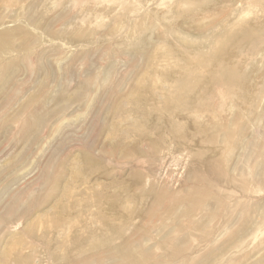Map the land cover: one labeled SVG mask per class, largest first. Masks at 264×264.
<instances>
[{
	"label": "rangeland",
	"instance_id": "obj_1",
	"mask_svg": "<svg viewBox=\"0 0 264 264\" xmlns=\"http://www.w3.org/2000/svg\"><path fill=\"white\" fill-rule=\"evenodd\" d=\"M181 1L188 2L183 5ZM256 1L253 3L248 0L247 2L246 0H208L202 5L199 4L202 0H0V76L6 75L0 77L2 78L0 80V256L8 248L6 243H10L9 237L14 240L15 237L24 235L20 238L27 239V242L23 240L22 243L24 250H27L24 251L22 246L20 250L23 252L22 259H28L25 264H66L63 260L56 259L53 253L60 251V255H63L60 248L63 245V239L60 241L63 237L60 235L64 236L69 229L65 228L66 231L60 229L63 234H59L58 229V231L51 229L52 233L49 229L44 230L43 233L38 231L40 234L37 232V235L41 236L42 233V236L46 237L42 238L28 232L27 222L29 224V220L47 210L53 217L54 214L51 213L55 211L53 205L62 197L64 185L66 187L74 183L72 185L76 187L75 190L77 189L74 191L77 192L74 193L77 200L67 197V202L73 201L72 205L70 201L69 204L66 203V199L64 201L72 210L75 208V212L67 211L68 215L72 214L75 217L76 214L82 213V216L80 214L82 218L77 216L81 219L78 221L80 219L73 217L74 222L77 220L75 223L77 228L73 222L75 229L70 228L72 234L67 231L71 234L69 240L78 239L81 244H85L93 237V233L99 230V234L96 232L99 238L111 237L114 238L113 243L118 241V234L115 231L111 232L116 234L110 232L108 235L105 228L100 229L103 227V222L101 223L97 218L102 212L100 209L102 206L103 212L109 215V218L114 220L116 217L115 220H119V223L124 222L125 226L121 223V228L127 242H131L132 245L137 243L132 247L131 260L126 264H264V182L259 183L253 179L259 168V172L264 170L260 166L264 165V96L261 97L264 95L262 88L264 35L260 36L262 40L254 44L255 46L243 42L240 49L236 47L232 50L239 54V58L242 53L243 56L246 55L241 57L245 65H249L250 59L253 62L249 67L245 66L248 75L245 88L251 90V98L255 99L254 105L238 97L227 99L223 107L215 106L219 109L217 110L219 113L217 111L215 113L214 108V111L211 109L209 112L208 103L206 104L208 108L204 104L202 108L201 105L188 103L191 108L187 104L188 108L185 106L177 110L176 105H173L170 110H164L158 108L160 97L152 95L150 82L139 84L148 69L151 73L160 70L169 76L185 73L183 71L186 70L182 71L180 68H183V57L188 53L180 52V39L174 36L178 27L195 36L208 32L214 22L228 16L236 18L243 8L250 9L252 6L253 14H257H254L256 24L264 27V2ZM226 5L230 7L227 8ZM255 7L258 9L255 11L258 12L254 11ZM259 7H262V10ZM166 21L169 23H165ZM170 27L175 30L170 31ZM164 43L167 45L165 48ZM129 44L134 48L128 46ZM160 48L169 53H164L162 49L160 51ZM150 54L156 55V58ZM164 54L171 55V57L167 55V59L172 60L173 67L172 65L170 67L172 62L168 63V60L165 64ZM190 54L193 56L192 53H189V56ZM177 56L181 67L179 62L177 63ZM158 61L163 66L162 69ZM156 64L159 68L155 67ZM175 65L180 68H175ZM160 81L159 79L155 83L160 86L157 85V88L155 85L158 92L163 89L162 84L163 87L168 86V82ZM138 85L141 89H138ZM240 92L242 90L238 93ZM199 93L202 91L196 89L192 95L197 96ZM132 94L137 97L134 101L131 100L133 104H129L131 102L126 100ZM257 97H261L262 100H259L263 105ZM220 99L217 95L218 103L221 102ZM151 101L154 104H151L153 108L150 107L149 110L148 105ZM118 106L124 108L123 114H132L139 123V129L130 130L122 137L112 136L109 133L111 125L120 120L117 119L120 113L117 109L122 108L119 109ZM139 108H142L145 114L147 112L149 114L146 116ZM251 111L254 115L250 118ZM122 113L120 115L125 119L126 116ZM171 113L176 115V129L175 127L171 129L168 123V116ZM246 116L251 120L249 121L248 118L246 120ZM124 119H121L123 122L120 123L127 129L128 124ZM226 122L229 135H226L225 129L220 127ZM245 123L247 128L242 131V125ZM144 128L150 130L152 134L155 133L152 135L153 140H156L158 131L161 130L164 142L158 151L153 152L150 147L151 142L146 139L147 137L142 136L141 130ZM153 128L156 130L154 131ZM136 131L141 137L136 135ZM213 136L216 142L210 143L209 140ZM182 143L189 144L185 149L187 154L182 145L177 146ZM135 147L140 150L134 151ZM168 148L171 150L169 151ZM235 148L238 150L236 151ZM187 155L190 157L187 158ZM186 158L189 160L187 161ZM225 159L228 160V164ZM205 160L211 163V169H208ZM135 172L140 175L138 180L133 177ZM117 181L123 184L119 185ZM105 182L118 184L107 188L108 191L105 189V193L120 194L122 199L113 203L112 199H108L111 197L106 196L103 201L100 200L101 206L97 205L98 202L95 203V207H98L94 209L92 203L95 201H90L93 198L89 199L88 196L87 203V194H84V191L87 192L91 185L104 189L102 184H106ZM205 190L207 193L204 192ZM84 200L86 205L91 202L93 210L90 205L86 208L85 204H82ZM202 200L206 204L203 205ZM75 203H79V207L83 205L85 208L82 210V206L81 210L84 212L79 211L80 208L78 209ZM87 209L90 210L88 216H86L88 213H85ZM98 209L101 212H97ZM121 218L124 220L122 221ZM89 224L92 225L90 229L94 230L93 233L92 230L84 229L87 228L86 225L89 228ZM43 227L44 224L39 229ZM69 234H66L67 237L64 236L67 241ZM80 234H83L82 237ZM66 240L63 241L64 244ZM27 243L28 246H25ZM71 243L69 248L75 250L77 246ZM34 248L39 254L37 252L34 254ZM52 250L55 252L51 253ZM87 256L86 253L76 252L73 258L81 264ZM108 257L112 258L111 255ZM10 264L20 263L12 258Z\"/></svg>",
	"mask_w": 264,
	"mask_h": 264
},
{
	"label": "bare ground",
	"instance_id": "obj_2",
	"mask_svg": "<svg viewBox=\"0 0 264 264\" xmlns=\"http://www.w3.org/2000/svg\"><path fill=\"white\" fill-rule=\"evenodd\" d=\"M81 1V0H80ZM208 0H202V2H200L199 4H205V2H207ZM259 2L260 1H263L264 2V0H258ZM188 2V1H187ZM186 1L184 2H182L181 1V3H183V5H185L186 3H187ZM246 2H247V0H246ZM248 2H253V3H256L257 1L256 0H248ZM196 4V3H195ZM199 4H197V6L199 5ZM249 4V3H248ZM261 4V3H260ZM259 4V5H260ZM263 4V3H262ZM261 4V5H262ZM193 5V4H192ZM201 5V6H202ZM225 5V4H224ZM257 5V4H256ZM189 6V5H188ZM196 6V7H197ZM227 6V5H226ZM241 6V5H240ZM228 7H230V6H227V8ZM245 7V6H244ZM246 7H247V5H246ZM249 7V6H248ZM258 7V6H257ZM257 7H255L254 8V11H255V9H257ZM143 8V7H142ZM183 8V7H182ZM184 8H186V7H184ZM193 8V7H192ZM233 8V7H232ZM231 8V10H232V12H233V9ZM252 8H253V6H252ZM252 8H250V9H246V8H243V10H241L242 12L240 13V15L238 14V16L236 17V18H232V16L230 15V13H232V12H230L229 13V15L231 16V18L228 16V17H225L224 19H222V20H220V21H217V22H214L213 23V26H212V28H210L209 29V31L208 32H205V33H200V34H198V35H195V36H193V35H191V34H188L187 32H185V31H183L182 29H180V27H178V29L177 30H175L174 28V30H175V34H174V36L176 35L179 39H180V45H179V49H180V52H182L183 54H186V53H188L186 56H184L183 57V62L182 63H184V65H182L183 66V68L180 66V60L178 61V56H177V63L179 62V66L181 67H177L176 65L174 66L175 68H180L182 71L183 70H186V71H183V72H185L184 74H180V75H178L177 76V74L175 73V72H173V74L175 73V75L176 76H169V75H167V73L166 72H162V71H160V70H157L155 73H151V72H149L148 70V68H150V66L147 68L148 70H147V73L145 74V75H143L144 77L140 80V82H139V84H144V83H146V82H150L149 83V87H150V90H151V92H152V95L153 96H155L156 95V97L158 96V97H160V99L158 100V102L160 101V103H158L159 105H157L158 106V108H161V109H166V110H170L169 108L170 107H172L173 105H176V108H177V110H178V108H180V109H182V108H185V106L188 104V103H192V105H201L202 106V108H203V104H204V106H206V104L208 105V107L210 106V108H209V112H210V110L211 111H214L215 110V113H216V111L217 110H219V109H216V108H219L220 106L221 107H223L222 105H223V103L225 102V101H227V99H236V98H238V97H242V99L243 100H245V101H249L250 102V104H252V105H254L255 104V99H252L251 98V96H252V94H251V90L249 89V88H245V81H246V79H247V72H246V69L247 68H245V66H247V65H245V62L241 59V57L243 56V48H241L243 51L241 52L242 53V56H240V58H239V54H237V53H234L232 50L234 49V48H238V49H240V45L243 43V42H247V43H249V45L250 46H255L256 45V43H258V42H260L261 40H262V37H261V40H260V36H262V35H264V27L263 26H260V25H257L256 24V22H255V20H256V17H255V15L254 14H256V13H254L253 14V9ZM259 8H261V10H262V7H259ZM198 9V8H197ZM200 9H202V8H200ZM237 9H238V7H237ZM242 9V8H241ZM252 9V10H251ZM143 10H144V8H143ZM142 10V11H143ZM147 10V9H146ZM178 10V9H177ZM180 10V9H179ZM182 10V9H181ZM205 10V9H204ZM228 10V9H227ZM235 10H236V8H235ZM235 10H234V12H235ZM258 10V9H257ZM137 11V10H136ZM138 11H140L139 10V7H138ZM137 11V12H138ZM149 11V10H148ZM225 11V10H224ZM223 11V12H224ZM238 11V10H237ZM264 11V10H263ZM158 12V11H157ZM179 12V11H178ZM177 12V13H178ZM183 12V11H182ZM239 12V11H238ZM237 12V13H238ZM255 12H258V11H255ZM142 13V12H141ZM144 13V12H143ZM146 13H148V12H146ZM184 13V12H183ZM182 13V14H183ZM195 13V12H194ZM216 13H218V12H216ZM236 13V12H235ZM260 13H262V11L260 12ZM159 14V13H158ZM179 15L181 14V13H178ZM226 14H228V12L226 13ZM143 15V14H142ZM144 15H145V13H144ZM223 15V14H222ZM257 15V14H256ZM264 15V14H263ZM156 16V15H155ZM207 16V15H206ZM136 17H137V15H136ZM135 17V18H136ZM146 17H148V16H146ZM145 17V18H146ZM233 17H234V15H233ZM130 18V17H129ZM134 18V19H135ZM140 18V17H139ZM259 20H260V17H259ZM142 21V20H141ZM261 21V20H260ZM263 21V20H262ZM129 22V21H128ZM137 22V21H136ZM143 22V21H142ZM141 22V23H142ZM145 22V21H144ZM165 23H169V21L167 22H165ZM171 23V22H170ZM153 24V23H152ZM176 24V23H175ZM185 24V23H184ZM171 24H169V26H170ZM137 27V26H136ZM145 27V26H144ZM153 27V26H152ZM155 27V26H154ZM174 27H176V26H174ZM138 28V27H137ZM137 30H139V29H136V31ZM169 30L170 31H174V30H172L171 29V27L169 28ZM132 31H134V30H132ZM135 32V31H134ZM133 32V33H134ZM168 33H172V32H168ZM135 35V33L133 34V36ZM140 35V34H139ZM132 36V37H133ZM173 36V35H172ZM130 37V36H129ZM172 38V37H171ZM177 38V39H178ZM133 39V38H132ZM151 39V38H150ZM263 40H264V38H263ZM151 42V41H150ZM161 42H163V41H161ZM177 42H179V41H177ZM263 42V44H264V41H262ZM166 43V42H165ZM164 43V48H165V46H167L166 44ZM246 43V44H247ZM150 44V43H149ZM158 44V43H157ZM176 44V43H175ZM255 44V45H254ZM163 45V44H162ZM128 46H133V45H131V44H129ZM151 46V45H150ZM159 46V45H158ZM158 46L156 47V48H158ZM245 46V45H244ZM247 46V45H246ZM263 46V45H262ZM162 47V46H161ZM132 48H134V46L132 47ZM253 48V47H252ZM130 49V48H129ZM162 48H160V51H162V50H164V49H162ZM245 49V48H244ZM248 50H249V47L247 48ZM251 49V48H250ZM258 49V48H257ZM264 49V48H263ZM128 50V49H127ZM156 50H159V49H156ZM254 50H256V49H254ZM165 51V50H164ZM163 51V52H164ZM263 51V50H262ZM153 52H155L154 50H153ZM152 52V53H153ZM244 52H246V51H244ZM250 52V51H249ZM257 52H258V50H257ZM164 53H169V52H164ZM189 53H192L193 54V56L191 55V56H189ZM234 53V54H233ZM263 53H264V51H263ZM155 54H156V52H155ZM154 54V55H155ZM161 54H162V52H161ZM171 54V53H170ZM245 54H247V53H245ZM249 54V53H248ZM258 54V53H257ZM150 55H152L153 56V54H150ZM165 56H166V59H165V64H167L166 63V60H168L167 58L168 57H171V55H169V54H167L168 55V57H167V55L166 54H164ZM260 55V54H259ZM151 56V58H153V57H155V56H153L152 57ZM245 57H246V55H244ZM243 56V57H244ZM255 56H256V54H255ZM254 56V57H255ZM258 56V55H257ZM260 56H262V55H260ZM159 57V56H158ZM161 57H163V56H161ZM173 57H175V54H174V56ZM264 57V56H263ZM156 58V57H155ZM154 58V59H155ZM248 58V57H247ZM251 58L253 59V57H252V55H251ZM172 59V58H171ZM250 59V58H249ZM262 59H264V58H262ZM158 60V59H157ZM163 60H164V57H163ZM255 60H256V58H255ZM153 61V60H152ZM160 61V60H159ZM157 62L158 64H159V66L161 65V63L160 62ZM161 62H162V58H161ZM170 62H172V60L170 61V58H169V60H168V63H170ZM249 62V61H248ZM250 62H251V59H250ZM248 63L249 65L250 64H252L253 62H251V63ZM154 63V62H153ZM176 63V62H175ZM255 63V62H254ZM164 64V63H163ZM173 64V62L172 63H170V67H171V65ZM255 64H257V63H255ZM260 64H262V63H260ZM178 65V64H177ZM249 65L247 66V67H249ZM263 65H264V63H263ZM263 65H261V66H263ZM157 66V64L155 65V67ZM162 66V65H161ZM160 66V67H161ZM168 66V68H169V65H167ZM251 66V65H250ZM260 66V67H261ZM152 67V66H151ZM158 67V66H157ZM166 67V66H165ZM172 67H173V65H172ZM159 68V67H158ZM163 68V66L161 67V69ZM185 68V69H184ZM253 68V67H252ZM12 69V68H11ZM165 69V68H164ZM167 69V68H166ZM168 70H170V68L168 69ZM167 70V71H168ZM174 70V69H173ZM181 70H179V71H181ZM178 71V72H179ZM5 72V70H3V73ZM177 72V71H176ZM144 74V73H143ZM179 74V73H178ZM251 76H252V74H251ZM0 77H6V75H1ZM2 78H0V80H1ZM164 80V82H168L167 83V85L168 86H165V87H163V84H162V90L161 91H157L156 90V87H157V85L158 84H155L156 83V81L157 80ZM7 80V79H6ZM5 81V80H4ZM160 81V82H161ZM155 85H156V87H155ZM141 86V85H140ZM143 86V85H142ZM259 86V85H258ZM263 85H260V87H262ZM144 88L146 87V85L145 86H143ZM158 87H160L159 85H158ZM157 87V88H158ZM263 89H264V86L262 87ZM261 88V89H262ZM137 89V88H136ZM138 89H141V88H139V85H138ZM196 89H200L201 91H202V93H199L197 96H194V95H192L195 91H196ZM244 89H246V90H244ZM260 89V90H261ZM213 90H215V92H217V93H215ZM242 90V92H240V93H238L239 91H241ZM138 91V90H137ZM264 91V90H263ZM262 91V92H263ZM132 92H133V94H135L134 93V90H132ZM139 92V91H138ZM160 92H161V94H160ZM137 93V92H136ZM140 93V92H139ZM138 93V94H139ZM256 93V92H255ZM130 95V98L129 97H127V98H129V99H127L126 101H129V102H131V100L133 99V101H134V98L136 99V97L137 96H135V95ZM137 94V95H138ZM159 94V95H158ZM257 94V93H256ZM260 94V93H259ZM140 95H142L143 96V94H140ZM145 95V94H144ZM147 95V94H146ZM217 95H219V97L221 98L220 100H221V104L220 103H218L217 102V100L219 99H217L216 100V96ZM241 95V96H240ZM262 96H264V95H261V97ZM146 97V96H145ZM148 97V96H147ZM259 97V96H258ZM257 97V98H258ZM261 97L260 98H258V100L259 99H261ZM138 98L140 99V97H139V95H138ZM142 98V97H141ZM152 98V97H151ZM162 98V99H161ZM256 98V99H257ZM263 98V97H262ZM146 99V98H145ZM262 100V99H261ZM261 100H259L260 102H261ZM123 101V100H122ZM258 101V102H259ZM136 102V101H135ZM134 102V103H135ZM257 102V101H256ZM218 103V104H217ZM123 104V103H122ZM129 104H133L132 102L131 103H129ZM151 104H154V102L152 103V101L150 102V105H148L149 106V110L151 109V108H153L152 107V105ZM257 104V103H256ZM260 104H262V102L260 103ZM137 105V104H136ZM140 105V104H139ZM226 105H227V103H226ZM230 105V104H229ZM263 105V104H262ZM138 106V105H137ZM145 106V105H144ZM144 106H142V108L144 107ZM153 106H155V105H153ZM188 106H189V104H188ZM188 106H186V108H188ZM215 106H216V108H215ZM225 106V105H224ZM249 106V105H248ZM257 106H259V105H257ZM261 106V105H260ZM120 107L121 106H118V108L120 109ZM122 107H123V105H122ZM121 107V108H122ZM131 107H132V105H131ZM138 107H141V106H138ZM151 107V108H150ZM207 107V106H206ZM207 107V108H208ZM226 107V106H225ZM228 107H230V106H228ZM232 107V106H231ZM256 107V106H255ZM142 108H139V110H141ZM146 108V107H145ZM148 108V107H147ZM155 108H156V106H155ZM189 108H191V106H189ZM201 108V107H200ZM213 108H214V110H213ZM233 108H234V106H233ZM257 108V107H256ZM131 109V108H130ZM129 109V110H130ZM223 109V108H222ZM222 109H220V110H222ZM228 109V108H227ZM231 110H232V108H230ZM252 109V108H251ZM258 109V108H257ZM256 109V110H257ZM124 110V108H122V109H120V110H118L117 109V111L118 112H120V113H118V116L119 117H121V118H117V119H120V120H117L116 118V120L117 121H115L113 124L112 123H110V124H112L111 125V127H110V134L112 135V136H118V137H122L123 135H126L130 130H133V129H136V128H138L139 127V123L137 122V120L134 118V117H132V114L131 115H125V114H123L122 113V111ZM126 110V109H125ZM128 110V111H129ZM138 110V113L140 112ZM143 110V109H142ZM141 110V111H142ZM148 110V109H147ZM154 110V109H153ZM184 110V109H183ZM183 110H181V111H183ZM185 110H187V109H185ZM192 110V109H191ZM197 109H195V111H196ZM233 110H235V108L233 109ZM232 110V111H233ZM260 109H258V111H259ZM154 111H156V110H154ZM174 111V110H173ZM225 111H227L226 110V108H225ZM255 111V110H254ZM261 111V110H260ZM135 115H136V113L134 112V111H132ZM143 113H144V111H142ZM187 112V111H186ZM192 112H193V110H192ZM206 112V111H205ZM221 112V111H220ZM230 111H228V113H229ZM123 114V115H125L126 117H125V119L124 118H122V116L120 115V114ZM128 114H129V112H127ZM131 113V112H130ZM182 113H184V112H182ZM202 113V112H201ZM214 113V112H213ZM214 113V114H215ZM217 113H219L218 111H217ZM145 114V113H144ZM147 114H149L148 112H147ZM147 114H145L146 116H147ZM193 114V113H192ZM191 114V115H192ZM208 114V113H207ZM206 114V115H207ZM212 114V113H211ZM213 114V115H214ZM221 114H223V113H221ZM221 114H219V115H221ZM117 115V114H116ZM142 115V114H141ZM217 115V114H216ZM216 115H215V117H216ZM251 115V116H250ZM250 118L254 115V113L251 111L250 112ZM145 116V117H146ZM162 116V115H161ZM193 117H194V114L192 115ZM202 116V115H201ZM209 117H210V115H208ZM198 117H200V116H198ZM205 117V116H204ZM220 117H222V115L220 116ZM219 118V117H218ZM247 116H246V120H247ZM250 118H248V120L250 121L251 119ZM263 118H264V116H263ZM115 119H113V120H115ZM121 119H124V120H126V122H127V124H128V127L126 126V128L127 129H125L124 127H122L121 125V123H120V121H122L123 122V120H121ZM148 119V118H147ZM175 119H176V115H175V113H171L169 116H168V123H169V125H170V127H171V129H173L172 127H175V129H176V126H177V122L175 123ZM195 119H196V117H195ZM231 119V118H230ZM215 120V119H214ZM213 120V121H214ZM216 120H218V119H216ZM183 121V120H182ZM182 121H181V123H182ZM219 121H221V118L219 119ZM231 121V120H230ZM37 122V121H36ZM125 122V121H124ZM142 122V121H141ZM162 122V121H161ZM183 122H185V121H183ZM203 122V121H202ZM158 123H159V121H158ZM208 123V122H207ZM249 123V122H248ZM260 123V122H259ZM37 124V123H36ZM161 124H164V123H161ZM184 124V123H183ZM187 124V123H186ZM202 124H204V123H201V125ZM211 124V123H210ZM224 125H221L220 127L222 128V129H225V132H227L226 133V135H229L228 133H229V131L227 130V129H229V127H228V123L226 122V123H223ZM261 124V123H260ZM126 125V124H125ZM140 125H142L141 123H140ZM145 125V124H144ZM158 126V125H157ZM199 126V125H198ZM212 126V125H211ZM247 125H246V123L245 124H243L242 125V131L245 129V128H247L246 127ZM160 127V126H159ZM214 127V126H213ZM217 127V126H216ZM215 127V128H216ZM236 127V126H235ZM251 127V126H250ZM155 128H156V125H155ZM201 128V127H200ZM139 129V128H138ZM137 129V130H138ZM154 129V128H153ZM162 129V128H161ZM141 130V129H140ZM156 129H154V131H155ZM157 130H158V128H157ZM182 130V129H181ZM202 130H205L204 128H202ZM217 130H218V127H217ZM216 130V131H217ZM238 130V129H237ZM141 131H143L142 133V136L143 137H147L146 139L149 141V142H151L150 143V147H151V150L153 151V152H156V151H158L160 148H162V144H163V142H164V137H163V135H161V130H159L158 131V136L156 137V140H153L152 139V135L154 134L155 135V133L153 132V134L150 132V130H148L147 131V129H145L144 128V130L142 129ZM201 131V130H200ZM259 131V130H258ZM138 132H139V130H138ZM182 132H183V130H182ZM210 132H212V131H210ZM108 133V134H109ZM136 133H137V131H136ZM179 133V132H178ZM242 133V132H241ZM139 133H137L136 135H138ZM206 134V133H205ZM141 135V134H140ZM140 135H138V136H140ZM199 135V134H198ZM200 136V135H199ZM141 137V136H140ZM155 137V136H154ZM171 137V136H170ZM170 137H168L169 138V140H170ZM185 137V136H184ZM198 137V136H197ZM236 137V136H235ZM127 138V137H126ZM133 138V137H132ZM135 138V137H134ZM137 138V137H136ZM135 138V139H136ZM241 138V137H240ZM134 139V140H135ZM142 139V138H141ZM140 139V140H141ZM185 139V138H184ZM173 140V139H172ZM216 138L213 136L209 141H210V143H215L216 141ZM124 141V140H123ZM126 141H127V139H126ZM126 141H124V142H126ZM174 142V141H173ZM181 142H183V141H181ZM190 142V141H189ZM192 142V141H191ZM227 142V141H226ZM128 143V142H127ZM142 143V142H141ZM176 143V142H175ZM193 143V142H192ZM228 143V142H227ZM129 144V143H128ZM252 144V143H251ZM171 145H172V142H171ZM182 145V147H184V151H185V149H187V147H189V144L187 145L186 143H182V144H178L177 146H181ZM233 145V144H232ZM127 146V145H126ZM173 146H174V144H173ZM176 146V147H177ZM181 147V148H182ZM136 149L134 150V151H139L140 150V148H138V147H135ZM147 148V147H146ZM180 148V147H179ZM230 148V147H229ZM250 148V147H249ZM175 149L176 148H174V151H175ZM230 149H232V147L230 148ZM236 149V148H235ZM246 149V148H245ZM248 149V148H247ZM163 150V149H162ZM161 150V151H162ZM166 150V149H165ZM168 150L170 151L171 149L170 148H168ZM238 149H236V151H237ZM180 152H181V150H179ZM178 151V152H179ZM183 151V152H184ZM187 151V150H186ZM185 151V152H186ZM141 152V151H140ZM164 152V151H163ZM172 152H173V150H172ZM182 152V153H183ZM226 152V151H225ZM231 152V151H230ZM245 152H246V150H245ZM125 154L127 153V152H124ZM177 153V152H176ZM192 153V152H191ZM197 153V152H196ZM161 154V153H160ZM174 154V153H173ZM185 154V153H184ZM186 154H187V152H186ZM194 154V153H193ZM198 154V153H197ZM148 155V154H147ZM192 155V154H191ZM199 155V154H198ZM227 155H228V153H227ZM245 155V154H244ZM156 156V155H155ZM161 156H163V155H161ZM178 156V155H177ZM183 156V155H182ZM188 156V155H187ZM203 156V155H202ZM201 156V157H202ZM226 156V155H225ZM231 156V155H230ZM180 157V156H179ZM190 157V155L187 157V158H189ZM198 157V156H197ZM200 157V156H199ZM232 157V156H231ZM264 157V156H263ZM161 158H163V157H161ZM187 158H186V160H187ZM85 159H86V161H87V158L85 157ZM180 159V158H179ZM152 160V159H151ZM176 161H178V162H180L181 161V159H180V161L178 160V159H175ZM189 160V159H188ZM187 160V161H188ZM203 160V159H202ZM150 161V160H149ZM153 161V160H152ZM151 161V162H152ZM155 161V160H154ZM161 161H162V159H161ZM169 161H170V159H169ZM172 161V160H171ZM225 161H226V159H225ZM228 161V160H227ZM226 161V163L228 164V162ZM231 161V160H230ZM164 162V161H163ZM205 162V164H206V166L208 167V169H211V163L209 162V161H207L206 162V160L204 161ZM108 163V162H107ZM225 163V162H224ZM117 164V163H116ZM171 164H172V162H171ZM170 164V165H171ZM204 164V165H205ZM76 166V165H75ZM110 166V165H109ZM261 167H263L264 168V165H260ZM259 166V167H260ZM121 167V166H120ZM236 167V166H235ZM258 167V168H259ZM75 169V168H74ZM260 169V168H259ZM259 169L257 170V172L255 173V175H254V177H253V179H254V181L256 180L257 182H264V170H262L261 172H259ZM71 170V169H70ZM160 170V169H159ZM177 170H179V169H177ZM74 171H76V170H74ZM70 172H72V171H70ZM77 172V171H76ZM159 172V171H158ZM175 172V171H174ZM75 173V172H74ZM72 175V174H71ZM74 175H77V174H74ZM159 175V174H158ZM80 176V175H79ZM82 176V175H81ZM180 176V175H179ZM77 177H78V175H77ZM88 177V176H87ZM86 177V178H87ZM133 177L136 179V180H138L139 178H140V175H139V173L138 172H135L134 174H133ZM73 179H74V177H73ZM72 179V180H73ZM217 180V179H216ZM57 181V180H56ZM157 181V180H156ZM58 182V181H57ZM68 182V181H67ZM74 182V181H73ZM87 182V181H86ZM97 182V181H96ZM95 182V183H96ZM219 182V181H218ZM104 183V182H103ZM106 183V182H105ZM116 183H118V181L116 182ZM115 183V185H114V182H109V183H106V184H102V185H104V189H102L101 187H93L92 185H91V187L90 188H88L87 189V192H86V190L84 191V189L86 188V186H84L85 188L83 189V191L85 192H81V191H78L79 193H84V194H87V197H86V199H88V196H89V199H90V197L91 198H93V199H90V201H92L93 202V200L95 201L94 203H92V206H93V208L95 207V203H97V205L98 204H100V200H102L103 198H105L106 196L108 197H111V198H108V199H112L113 200V203L114 202H116V201H118V199H120L121 197L119 196V195H117V194H113V193H111V195H108L107 193H105L106 191H105V189H107V188H109V187H115L116 185H118V184H116ZM167 183V182H166ZM213 183V182H212ZM231 183V182H230ZM60 184V183H59ZM72 184H74V183H72ZM72 184H68V186L66 185V187H65V185H64V192H63V194H62V197L60 198V199H58L57 200V202H56V204L55 205H53L54 207V209H55V211H54V209H53V211H54V213L53 212H51L52 214H54L53 215V217H51L50 215H49V213L47 212V215L45 214V213H41V214H38V215H36V217L34 218V219H32L31 221L29 220V224H28V222H27V225L29 226L28 227V232L30 233V234H38L39 232L38 231H40V232H42L43 233V231L44 230H46V231H48V229L51 231V233H52V230L51 229H58L59 230V232L60 231H62V230H60V229H63L64 231H66L67 229H69V233H71L72 234V232H71V230L74 228L75 229V227H76V222H77V220H75L76 222H74V219H73V217L74 216H72V214L71 215H68V213H67V211H74L75 212V205H74V209L72 210V208H70L69 206H68V204L70 203L71 204V202H73L72 200H69L68 202H67V200L68 199H66L67 197L69 198L70 197V199H76L77 200V196H76V194H77V192H74V191H76L75 190V186L74 185H72ZM121 184H123L122 182L119 184V185H121ZM164 184V183H163ZM171 184V183H170ZM175 184L177 185V182H175ZM211 185V184H210ZM221 185V184H220ZM237 185V184H236ZM80 186V185H79ZM238 186V185H237ZM252 186V185H251ZM103 187V186H102ZM119 187V186H118ZM171 188H172V185L170 186ZM125 188V187H124ZM127 188V187H126ZM129 188V187H128ZM120 188H118V190H119ZM205 189H207V188H205ZM80 190V189H79ZM109 189H107V191H108ZM126 190V189H125ZM114 191V190H113ZM249 191V190H248ZM247 191V192H248ZM129 192V191H128ZM168 192V191H167ZM200 192V191H199ZM205 193H207V190H205L204 191ZM74 193H76V194H74ZM78 193V196L80 195ZM235 193V192H234ZM249 193V192H248ZM75 196H74V195ZM84 194H83V196H84ZM204 194V193H203ZM240 194V193H239ZM125 195H126V193H125ZM130 195V194H129ZM245 195H247V194H245ZM82 196V195H81ZM123 196V195H122ZM241 196V195H240ZM73 197H76V198H73ZM80 197V196H79ZM212 197V196H211ZM82 198H84V197H82ZM129 198V197H128ZM198 199H199V196L197 197ZM237 198V197H236ZM64 199H66L65 201H66V203H68V204H66L65 203V201H64ZM79 199H81V198H79ZM85 199V200H86ZM89 199L86 201L87 203H88V201H89ZM107 199V200H108ZM122 199V198H121ZM125 199V198H124ZM127 199V198H126ZM133 199V198H132ZM197 199V200H198ZM212 199V198H211ZM223 199V198H222ZM76 200H75V202H76ZM81 200H83V199H81ZM85 200H84V203H83V201H82V204H85L86 202H85ZM104 200V199H103ZM102 200V201H103ZM106 200V201H107ZM168 200H169V198H168ZM167 200V201H168ZM200 200V199H199ZM204 201H205V199H203ZM203 200H202V204L204 205V204H206L205 202H203ZM207 200V199H206ZM248 200V199H247ZM109 201V200H108ZM239 201V200H238ZM246 201V200H245ZM78 202V201H77ZM80 202V201H79ZM142 202H144V201H142ZM141 202V203H142ZM199 202V201H198ZM255 202V201H254ZM258 202V201H257ZM131 203V202H130ZM200 203V202H199ZM218 203H219V201H218ZM229 203V202H228ZM259 203V202H258ZM261 203V202H260ZM76 204V203H75ZM143 204V203H142ZM201 204V203H200ZM207 204H208V201H207ZM257 204V203H256ZM255 204V205H256ZM72 205V204H71ZM88 205H90V208H91V202H90V204H88ZM88 205H84L86 208H88L89 206ZM102 204H100L99 206H101ZM131 205V204H130ZM129 205V206H130ZM247 207H248V202H247ZM83 205H80V207H79V203L78 204H76V207H78V209H79V211L81 210V207H82ZM82 207V210H84L83 208H85V207ZM88 206V207H87ZM143 206V205H142ZM229 206V205H228ZM232 206H233V204H232ZM254 206V205H253ZM258 206V205H257ZM259 206H260V204H259ZM98 207V206H97ZM97 207H95L94 209H97ZM211 207H212V205H211ZM219 207H221V206H219ZM231 207V206H230ZM234 207V206H233ZM52 208V207H51ZM68 208H70V209H68ZM100 208V207H99ZM191 208H192V206H191ZM190 208V209H191ZM92 209V208H91ZM100 209H101V211H100ZM100 209H98L97 210V212L98 211H100L101 213H99V218H97V219H99V221H101V223L103 224V227H100V229L102 230L103 228H105L108 232H107V234L109 233L110 234V232L111 231H115L117 234H118V243L116 242V240H115V242L116 243H113L114 242V238L113 239H111V237H109L108 239L106 238L107 237V235H106V239H104V238H99L100 236H98V231L99 230H96V232L98 233H93L94 232V230H92V229H90V227H92V225H90L89 226V228H88V225H86L85 227H87V228H84V229H88V230H92V233L95 235H92L93 237L91 238V239H89V241L88 242H86L85 244H81L80 243V241L78 240V239H73V240H69V238H70V236H71V234H69L67 231H66V234H69V237L67 238L69 241H67L66 240V238L64 239V236L66 235H64V236H62V235H60L61 237H63V238H61V240L60 241H62V239H63V241H67L65 244L63 243V241H62V246L60 247L61 248V253H62V251H63V255H60V251L59 252H55L54 250L56 249V248H58V247H56L54 250H52L51 251V253L54 251L55 253H53L54 254V256H55V258L56 259H58V260H60V261H62L63 260V262L64 263H66V264H80V263H77V261H75V258H73L74 257V255L76 254V252H79V253H81V254H87L88 256L86 257V258H84V261L81 263V264H90V263H98V264H126L127 262H129L131 259V255H133L132 254V247H135L134 245H136V244H134V245H132L131 244V242H127V240L125 239V235L123 234V229L121 228L122 227V224L124 225V222H121V219H120V222L122 223H119L118 221H116L115 219H116V217H114L115 219V221L116 222H118L117 224H116V222L112 219V218H109V215H106V213H104L103 212V210H102V206H101V208ZM132 209V208H131ZM219 209V208H218ZM234 209V208H233ZM257 209V208H256ZM260 209V208H259ZM264 209V208H263ZM50 210V209H49ZM81 210V211H82ZM93 210V209H92ZM91 210V211H92ZM222 210V209H221ZM224 210V209H223ZM238 210V209H237ZM258 210V209H257ZM256 210V211H257ZM77 211V210H76ZM87 212H85L87 215L86 216H88L90 213H89V209H87L86 210ZM239 211V210H238ZM82 212H84V211H82ZM186 212V211H185ZM195 212V211H194ZM197 212V211H196ZM201 212H202V209H201ZM212 212V211H211ZM222 212V211H221ZM226 212H230V211H226ZM235 212V211H234ZM94 212L92 211V214H93ZM121 213V212H120ZM136 213H138V211L136 212ZM135 213V214H136ZM191 213V212H190ZM199 213H200V211H199ZM198 213V214H199ZM204 213V212H203ZM213 213V212H212ZM232 213H233V211H232ZM81 214V216H82V213H80ZM80 214L79 215H77L76 214V216L75 217H77V216H80ZM98 214V213H97ZM134 214V215H135ZM196 214V213H195ZM194 214V215H195ZM207 214V213H206ZM215 214V213H214ZM240 214V213H239ZM252 214V213H251ZM85 214H83V216H84ZM94 215H95V213H94ZM93 215V216H94ZM134 215H132V216H134ZM186 215V214H185ZM203 215V214H202ZM221 215V214H220ZM255 215V214H254ZM71 216V217H70ZM80 216V218H82ZM86 216H84V218L85 219H87V217ZM131 216V217H132ZM222 216V215H221ZM246 216V215H245ZM256 216V215H255ZM50 217V218H49ZM74 217V218H75ZM120 217V216H119ZM122 217V216H121ZM206 217V216H205ZM223 217V216H222ZM49 218V219H48ZM79 217H77V219H80ZM90 218H92V216L90 215ZM89 218V219H90ZM73 219V220H72ZM76 219V218H75ZM84 219V220H85ZM191 219H193V218H191ZM94 220H96V218L94 219ZM94 220H91L92 222L94 221ZM124 219H122V221H123ZM127 220H128V218H127ZM197 220H198V218H197ZM233 220V219H232ZM253 220V219H252ZM78 221H81V219L80 220H78ZM89 221V220H88ZM113 221V222H112ZM132 221V220H131ZM188 221V220H187ZM190 221V220H189ZM195 221H196V218H195ZM236 221V220H235ZM245 221V220H244ZM73 222H74V224H75V227L73 226ZM84 222V221H83ZM86 222V221H85ZM96 222H97V220H96ZM151 222V221H150ZM186 222V221H185ZM199 222V221H198ZM230 222V221H229ZM95 223V222H94ZM100 223V222H99ZM133 223H135V222H132V224ZM186 223H188V222H186ZM43 224H44V227H43V229L41 228V229H39L40 228V226H43ZM79 224V223H78ZM80 224H82L81 222H80ZM80 224L78 225V226H80ZM85 224V223H84ZM98 224V223H97ZM147 224V223H146ZM185 224V223H184ZM189 224V223H188ZM221 224V223H220ZM193 225H194V223H193ZM228 225V224H227ZM226 225V226H227ZM242 225V224H241ZM73 226V227H72ZM82 226V225H81ZM97 226H99V224L97 225ZM125 226V225H124ZM123 226V227H124ZM129 226V225H128ZM221 226V225H220ZM245 226V225H244ZM14 227H16V226H14ZM195 227V226H194ZM65 228H66V230H65ZM70 228H72L71 230H70ZM77 228V227H76ZM82 228V229H83ZM243 228H245V227H243ZM242 228V229H243ZM83 229V230H84ZM126 229V228H125ZM192 229H193V227H192ZM216 229H218V228H216ZM215 229V230H216ZM230 229V228H229ZM248 229V228H247ZM57 230V231H58ZM76 230H78V229H76ZM82 230V231H83ZM104 230V229H103ZM105 230V231H106ZM225 230V229H224ZM241 230V229H240ZM245 230V229H244ZM49 231V232H50ZM87 230H85V232H86ZM105 231H103V232H105ZM125 231V230H124ZM218 231V230H217ZM226 231V230H225ZM22 232V231H21ZM38 232V233H37ZM45 232V231H44ZM49 232H46V233H49ZM54 232V231H53ZM76 232H78V231H76ZM75 232V233H76ZM101 232V231H100ZM199 232V231H198ZM205 232V231H204ZM208 232H210V231H208ZM231 232V231H230ZM26 233H27V231H26ZM25 233V234H26ZM42 233H41V236H39V235H37V236H39V237H44V236H42ZM50 233V234H51ZM62 232H60L59 234H61ZM81 233H83V232H81ZM91 233V232H90ZM102 233V232H101ZM116 233H112L111 232V234H116ZM197 233V232H196ZM212 233H213V229H212ZM40 234V233H39ZM57 234H58V232H57ZM63 234V233H62ZM79 234V233H78ZM77 234V235H78ZM108 234V235H109ZM125 234H126V232H125ZM189 234V233H188ZM197 234H199V233H197ZM202 234V233H201ZM205 234V233H204ZM216 234V233H215ZM234 234V233H233ZM236 234V233H235ZM238 234V233H237ZM236 234V235H237ZM243 234V233H242ZM81 235H83V234H80V236ZM101 235V234H100ZM104 235V234H103ZM195 235V234H194ZM209 235V234H208ZM213 235V234H212ZM235 235V236H236ZM22 236H24V235H21V236H18V237H15V235H14V237H15V239L13 240V238L12 237H9L10 238V243H8L9 244V246H8V244L6 243V245H7V249L5 250V251H3V253H2V255L0 256V264H10V261L12 260V258H13V260H15L16 262H18V263H20V264H25L26 262H28L27 260H24V259H22V256H21V254L23 255V252H21L22 250H20V249H22L23 248V240L24 241H26L27 242V239L25 240V238L22 240V238H20V237H22ZM68 235H66V237H67ZM73 236H75V234L73 233ZM86 236V235H85ZM98 236V237H97ZM111 236V235H110ZM203 236V235H202ZM211 236V235H210ZM26 237V236H25ZM82 237V236H81ZM113 237H115V236H113ZM183 237V236H182ZM204 237V236H203ZM205 237H207V236H205ZM44 238H46V237H44ZM117 238V237H116ZM237 238V237H236ZM35 239V238H34ZM40 239V238H39ZM38 239V240H39ZM207 239H208V237H207ZM206 239V240H207ZM210 239H211V237H210ZM214 239V238H213ZM29 240V239H28ZM32 240V239H31ZM37 240V241H38ZM57 240H58V238H57ZM80 240H81V238H80ZM174 240V239H173ZM40 241H41V239H40ZM43 241V240H42ZM48 241V240H47ZM179 241H181L180 239H179ZM203 241V240H202ZM210 241H212V240H210ZM210 241H208V242H210ZM232 241H234V240H232ZM31 242V241H30ZM36 242V241H35ZM52 242V241H51ZM50 242V243H51ZM72 242V243H71ZM82 242V241H81ZM204 242V241H203ZM215 242V241H214ZM213 242V243H214ZM29 243V242H28ZM28 243L25 245V246H28ZM32 243L34 244V241H32ZM44 243V242H43ZM59 243V242H58ZM73 244V245H76L77 246V248L75 249V250H72V249H70L71 248V246L69 245V244ZM83 243V242H82ZM146 243V242H145ZM173 243V242H172ZM179 243V242H178ZM177 243V244H178ZM223 243V242H222ZM24 244H25V242H24ZM30 244V243H29ZM33 244H31V246L33 245ZM38 244V243H37ZM48 244H49V242H48ZM60 244V243H59ZM146 244H149V242L148 243H146ZM151 244V243H150ZM154 244V243H153ZM204 244V243H203ZM232 244V243H231ZM132 245V246H131ZM145 245V244H144ZM164 245V244H163ZM21 246H22V248H21ZM45 246V245H44ZM46 246H47V243H46ZM58 246V245H57ZM148 246V245H147ZM152 246V245H151ZM175 246V245H174ZM211 246V245H210ZM34 246H32V248H33ZM42 247V246H41ZM70 247V248H69ZM170 247H172L171 245H170ZM6 248V247H5ZM59 248V249H60ZM148 248V247H147ZM182 248V247H181ZM11 249V250H10ZM28 249H30V248H28ZM23 250H24V248H23ZM27 250V249H26ZM26 250H24V251H26ZM36 249L34 248V250L33 251H35ZM43 250V249H42ZM50 250V249H49ZM56 250H58V249H56ZM134 250H136V248L134 249ZM145 250V249H144ZM179 250V249H178ZM141 251V250H140ZM180 251V250H179ZM32 252V251H31ZM30 252V253H31ZM37 251H35L34 252V254L36 253ZM143 252V251H142ZM12 253H14L13 255H12ZM25 253V252H24ZM29 253V254H30ZM33 253V252H32ZM38 253V252H37ZM89 253V254H88ZM39 254V253H38ZM80 255V254H79ZM109 255H111L112 256V258L110 259L108 256ZM81 256V255H80ZM105 256H107V258L105 257ZM143 256V255H142ZM37 257V256H36ZM105 257V258H104ZM158 257V256H157ZM109 258V259H108ZM160 258V257H159ZM159 258H157V259H159ZM37 259V258H36ZM139 259V258H138ZM148 260H150V259H148ZM153 260V259H152ZM160 260V259H159ZM37 261V260H36ZM156 261V260H155ZM12 263V262H11Z\"/></svg>",
	"mask_w": 264,
	"mask_h": 264
}]
</instances>
